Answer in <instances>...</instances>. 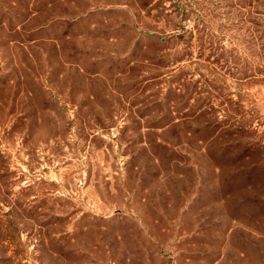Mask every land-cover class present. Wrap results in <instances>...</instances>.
<instances>
[{"label":"rangeland","instance_id":"374dc122","mask_svg":"<svg viewBox=\"0 0 264 264\" xmlns=\"http://www.w3.org/2000/svg\"><path fill=\"white\" fill-rule=\"evenodd\" d=\"M226 5L0 0V264H264V76Z\"/></svg>","mask_w":264,"mask_h":264},{"label":"trees","instance_id":"16d2710c","mask_svg":"<svg viewBox=\"0 0 264 264\" xmlns=\"http://www.w3.org/2000/svg\"><path fill=\"white\" fill-rule=\"evenodd\" d=\"M224 2L228 4L226 5L227 7L233 9L230 11L232 16L230 20L235 19V21H238V24H252L251 27L248 28L251 43L247 46L254 52L253 56L258 59L259 69L254 73V69L249 64L247 65L248 62H246V64H244V77H242V79H251L260 77L261 75L264 76V0H223V3ZM197 28L198 26H196V29ZM150 35L154 36L152 32H150ZM200 35L202 36L200 41L203 42V38H208L210 34L206 33V29L203 28L200 31ZM174 36L175 35H171L168 37L169 40L173 39ZM212 52L217 54V50H213ZM249 71L251 73H249ZM245 124H247V122H245ZM245 124L243 123L240 128H238V132H242V130H246V128L249 130L240 134L242 138H245V143L242 144V148H244L242 155L244 158L253 159L249 165L250 167L246 169H250V172L253 171L264 174V140H256L254 137L244 136V134L253 132L251 129L252 125L247 124L246 126Z\"/></svg>","mask_w":264,"mask_h":264}]
</instances>
